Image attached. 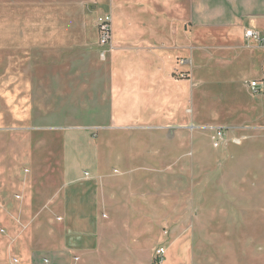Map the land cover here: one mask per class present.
<instances>
[{"label": "crops", "instance_id": "obj_1", "mask_svg": "<svg viewBox=\"0 0 264 264\" xmlns=\"http://www.w3.org/2000/svg\"><path fill=\"white\" fill-rule=\"evenodd\" d=\"M20 1L0 0V109L28 171L0 264H264V0H94L108 46ZM48 44L75 47L67 87Z\"/></svg>", "mask_w": 264, "mask_h": 264}, {"label": "rangeland", "instance_id": "obj_2", "mask_svg": "<svg viewBox=\"0 0 264 264\" xmlns=\"http://www.w3.org/2000/svg\"><path fill=\"white\" fill-rule=\"evenodd\" d=\"M7 1V0H5ZM13 1V0H9ZM15 7L19 9L23 8V3L20 0H14ZM11 4V2L9 3ZM25 7L27 6V2L24 3ZM30 11H31V18L32 21L38 19V9H39V0H30L29 3ZM43 6H45L47 21H50V18H55V21L62 22L65 24H85L86 27H91L92 25L97 28V24L99 22L100 16L103 15L105 12L104 10L97 13L95 16L98 5L95 4L94 0H43ZM107 12V11H106ZM105 12V13H106ZM23 16L22 14H19ZM54 20V19H53ZM90 36H96V33L91 32ZM98 36V35H97ZM99 41V37H98ZM3 48V53H6L7 47ZM37 46H32L31 49H38ZM41 48H45V57L44 63L47 66V76H48V84H50V89H53V85L57 82L58 79L55 78L54 73H69L71 70L72 64L78 59V56L75 53L72 54V51L75 50L74 46H64L62 53H56L54 51L55 46L46 45L42 46ZM72 50V51H71ZM38 51V50H37ZM13 53V51H10ZM31 53L37 54V52L31 51ZM37 57V56H36ZM23 62L20 59L19 61L15 62V66L17 70L22 69ZM5 66L6 63H3ZM58 75V74H57ZM70 77H62L59 81L63 83L64 87L68 86L70 83ZM58 81V82H59ZM57 82V83H58ZM6 78L0 76V89L5 88ZM197 110H194V117H198ZM5 111L0 109V114L5 115ZM23 136L22 133L18 130H13L12 127H9L6 123V115L4 119L0 121V167L1 168H8L11 172V179L10 180H0V198H7V197H21V191L17 187L26 175L28 169L26 168L24 159L22 157H12L11 151H21L24 147V143L22 141ZM39 145L38 141H36L35 146L33 148H37ZM10 151V152H8ZM8 183L10 186H8ZM13 228H16L17 233L21 232V223H12ZM0 234L6 235L5 227H0ZM11 239L15 241V235H11Z\"/></svg>", "mask_w": 264, "mask_h": 264}, {"label": "built area", "instance_id": "obj_3", "mask_svg": "<svg viewBox=\"0 0 264 264\" xmlns=\"http://www.w3.org/2000/svg\"><path fill=\"white\" fill-rule=\"evenodd\" d=\"M97 30H98V37H99V45L101 46H108L111 39V17L109 14L103 16L99 19V22L97 24ZM246 37L254 36L253 31L249 30L246 31ZM256 86V83H252L250 87ZM214 133V139H213V147L217 148L219 147L223 141L226 138V134L228 133V130L225 128H213ZM234 143H239L237 139H233ZM163 255V250L159 249L155 253V258L159 259Z\"/></svg>", "mask_w": 264, "mask_h": 264}]
</instances>
